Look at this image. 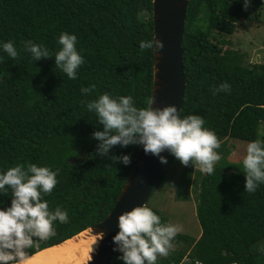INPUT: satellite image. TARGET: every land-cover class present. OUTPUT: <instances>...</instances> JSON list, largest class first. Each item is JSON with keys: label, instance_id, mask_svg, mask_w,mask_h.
I'll list each match as a JSON object with an SVG mask.
<instances>
[{"label": "trees", "instance_id": "16d2710c", "mask_svg": "<svg viewBox=\"0 0 264 264\" xmlns=\"http://www.w3.org/2000/svg\"><path fill=\"white\" fill-rule=\"evenodd\" d=\"M242 5L243 0H191L187 10L180 116L204 119L225 162L214 165L211 175L186 167L176 198L195 201L202 232L198 239L177 233L172 241L184 246L158 256L157 264H264V184L244 192L242 165L226 160L235 150L245 152L247 142L264 141V63H249L241 51L226 48L238 25L260 22L252 14L264 0H250L246 10ZM152 10L153 0H0V42L13 41L18 52L11 58L0 50V171L17 162L59 169L57 185L44 199L50 209L60 206L68 214L67 223L54 222L55 235L28 249L31 256L103 221L122 192L139 146L116 145L98 155L92 133L102 125L84 104L108 92L149 106L153 50L141 51L139 42L154 38ZM61 32L76 36L84 58L75 80L55 67L54 57L33 61L23 50V41L32 40L54 55ZM223 82L230 91L213 95ZM89 86L94 88L82 95L80 88ZM124 154L131 157L128 166L110 160ZM174 160L169 154L149 198ZM9 204L0 195V207ZM146 206L169 223L149 199ZM116 257L111 264H122Z\"/></svg>", "mask_w": 264, "mask_h": 264}, {"label": "clouds", "instance_id": "9594fccd", "mask_svg": "<svg viewBox=\"0 0 264 264\" xmlns=\"http://www.w3.org/2000/svg\"><path fill=\"white\" fill-rule=\"evenodd\" d=\"M249 4L250 0H243L242 8L246 10ZM56 42L60 47L54 55L43 44L32 40L23 41V50L33 61L54 57L55 67L69 80H75L78 68L84 63L76 48L77 38L61 32ZM163 46L157 39L139 42L141 51H158ZM0 50L11 58L18 56L11 40L0 42ZM92 88L94 86L81 87L80 92L85 95ZM228 91L230 85L223 82L213 89V95ZM150 105L151 101L149 106L137 107L131 95L113 96L108 92L88 100L84 104L86 110L94 113L96 123L102 125V130L92 133V138L98 142L96 153L105 156L113 146L136 145L161 164L167 163L166 157L161 155L167 151L182 166H198L202 173L211 175L220 159L215 151L220 145L214 131L204 127V119L196 114L181 118L175 105L163 108ZM110 160H118L124 166L132 162L128 154L111 156ZM241 165L244 192L254 193L264 184V141L247 142ZM58 172L59 169L27 162H17L0 171V195L10 199L7 207H0V264H29L28 249L55 235L54 222H68L66 210L60 206L50 209L48 200L44 199L57 185ZM117 227L112 250L120 253L116 259L122 264H157L158 256L168 255L171 241L181 230L178 224L161 222L160 216L144 204L122 212L117 217ZM99 235L102 237L103 233Z\"/></svg>", "mask_w": 264, "mask_h": 264}, {"label": "water", "instance_id": "95a60500", "mask_svg": "<svg viewBox=\"0 0 264 264\" xmlns=\"http://www.w3.org/2000/svg\"><path fill=\"white\" fill-rule=\"evenodd\" d=\"M190 1L153 0L152 10L153 39L160 40L164 46L161 50H153V87L150 106L163 108L175 105L179 115L185 101L187 86L184 73L183 35ZM161 155L168 160L167 151L162 152ZM165 165L151 154L145 155L142 147L139 146L134 165L114 208L103 221L86 230L98 241L97 248L90 253V259L86 264H111L113 262L118 253L112 250L114 247L112 237L118 231L117 217L133 207L147 204ZM101 232L102 237L99 235ZM76 237L77 235L71 239Z\"/></svg>", "mask_w": 264, "mask_h": 264}, {"label": "rangeland", "instance_id": "374dc122", "mask_svg": "<svg viewBox=\"0 0 264 264\" xmlns=\"http://www.w3.org/2000/svg\"><path fill=\"white\" fill-rule=\"evenodd\" d=\"M252 17H258L260 22H244L238 25L237 32L227 38L229 45L226 48L241 51L249 63H264V7L259 12H254ZM260 135L264 136V122L260 128ZM218 153L220 159L215 165L225 162L223 153L220 151ZM243 155V151L239 153L235 150L226 157V160L235 162L237 166H240ZM194 167L195 170H199L198 166ZM185 169L186 167L175 159L168 167L156 192L149 198V205L164 212L168 216L169 223L178 224L181 229L178 232L179 234L198 239L202 229L196 216L195 201L191 199L182 202L176 198L177 186ZM171 244L172 247L169 250L171 252L184 246L182 243L175 241H171Z\"/></svg>", "mask_w": 264, "mask_h": 264}, {"label": "bare ground", "instance_id": "6f19581e", "mask_svg": "<svg viewBox=\"0 0 264 264\" xmlns=\"http://www.w3.org/2000/svg\"><path fill=\"white\" fill-rule=\"evenodd\" d=\"M77 237L31 256L29 264H86L90 253L97 248L98 241L89 231Z\"/></svg>", "mask_w": 264, "mask_h": 264}]
</instances>
